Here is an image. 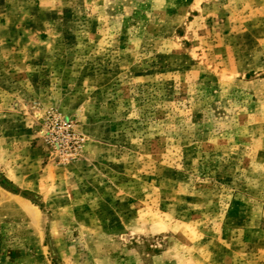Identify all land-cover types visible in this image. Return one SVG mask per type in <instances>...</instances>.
Masks as SVG:
<instances>
[{
	"label": "rangeland",
	"instance_id": "1",
	"mask_svg": "<svg viewBox=\"0 0 264 264\" xmlns=\"http://www.w3.org/2000/svg\"><path fill=\"white\" fill-rule=\"evenodd\" d=\"M0 264H264V0H0Z\"/></svg>",
	"mask_w": 264,
	"mask_h": 264
}]
</instances>
